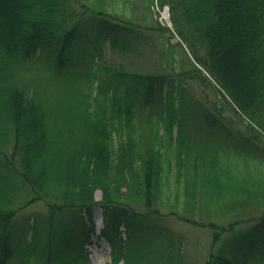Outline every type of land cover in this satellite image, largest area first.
I'll list each match as a JSON object with an SVG mask.
<instances>
[{
  "label": "trees",
  "instance_id": "trees-1",
  "mask_svg": "<svg viewBox=\"0 0 264 264\" xmlns=\"http://www.w3.org/2000/svg\"><path fill=\"white\" fill-rule=\"evenodd\" d=\"M139 1L151 14L156 0ZM157 1L170 6L178 34L264 132V0ZM131 2L19 0L11 26L0 11V264H91L90 236L76 232L96 207L107 219L112 264H184L182 239L155 222L167 217L211 230L217 248L205 264H264V179L240 174L237 162H264L258 136L230 132L225 146L198 136L190 123L222 134L225 108L193 105L189 114L167 76L93 64V56L68 70L84 57L81 43H139L140 26L122 17ZM233 57L243 61L240 85L226 74ZM40 60L65 73L68 98L54 110L20 78ZM232 103L225 110L240 115ZM38 201L48 208L45 227L18 224L14 206Z\"/></svg>",
  "mask_w": 264,
  "mask_h": 264
},
{
  "label": "rangeland",
  "instance_id": "rangeland-1",
  "mask_svg": "<svg viewBox=\"0 0 264 264\" xmlns=\"http://www.w3.org/2000/svg\"><path fill=\"white\" fill-rule=\"evenodd\" d=\"M19 0H0V11L9 26L14 22V15L19 6ZM135 5L137 0H132ZM143 4V1H142ZM142 4L134 10L137 14L135 21L142 26L141 36L142 44L132 46L131 48H121V43L112 44L110 40H98L90 44H82L80 51L84 50L95 52L96 59L93 64L106 63L111 66L121 68L129 72H138L142 74H164L174 77L177 88L181 89L182 95L188 102L199 103L203 108H214L215 105L223 107L224 103L220 95L215 93L211 87L204 86L198 79L194 78L191 71V59L182 54L185 48L179 46L178 37H173L169 32L159 29L158 22L163 26L167 21L163 18L164 9L153 7L150 18L145 17ZM78 13L81 8L77 7ZM153 18V19H152ZM170 25V24H169ZM174 44L175 48L170 45ZM78 47V48H79ZM189 49V48H188ZM191 52V51H190ZM82 58H74L69 62L67 68H80L87 64L88 54ZM183 56L185 57L183 59ZM189 57V56H188ZM243 61L239 57H233L229 64V72L233 76V81L240 85V77ZM194 68V67H193ZM21 80L27 84H35L44 97L48 99L50 108L54 110L59 102L66 101L68 96L63 89L65 73L60 74L56 67H49L44 60L32 61L24 71L20 72ZM183 84V85H180ZM237 122V121H236ZM235 131L242 132L243 124L231 125ZM264 139V138H262ZM96 198H100V193H96ZM161 211L166 210L160 207ZM140 211H143L141 209ZM48 208L43 202H36L27 208L19 211L16 222L27 224L38 222L42 227L46 225ZM166 221V220H165ZM177 234L181 232L185 237L184 250L187 251L186 264H203L207 259L211 246L209 232L203 228L189 226L177 222L174 219H168L165 222ZM105 222L102 218L101 210L95 211V233L92 234L94 241L88 249L90 252L91 264H110L112 261L111 248L108 241L98 233L104 227ZM122 233L126 236L125 228L122 227ZM188 242V243H187Z\"/></svg>",
  "mask_w": 264,
  "mask_h": 264
},
{
  "label": "bare ground",
  "instance_id": "bare-ground-1",
  "mask_svg": "<svg viewBox=\"0 0 264 264\" xmlns=\"http://www.w3.org/2000/svg\"><path fill=\"white\" fill-rule=\"evenodd\" d=\"M228 69H229V68H228ZM226 74H227L228 80L231 81V80L233 79V78H232L233 76L230 74L229 71H227Z\"/></svg>",
  "mask_w": 264,
  "mask_h": 264
}]
</instances>
